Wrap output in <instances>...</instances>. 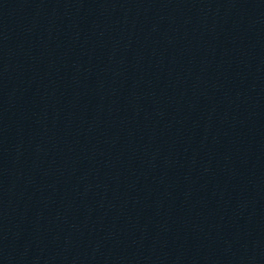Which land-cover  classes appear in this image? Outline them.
I'll return each instance as SVG.
<instances>
[{
	"label": "water",
	"instance_id": "95a60500",
	"mask_svg": "<svg viewBox=\"0 0 264 264\" xmlns=\"http://www.w3.org/2000/svg\"><path fill=\"white\" fill-rule=\"evenodd\" d=\"M0 264H264V0H0Z\"/></svg>",
	"mask_w": 264,
	"mask_h": 264
}]
</instances>
